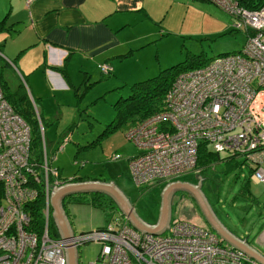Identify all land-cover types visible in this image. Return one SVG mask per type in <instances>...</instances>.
Masks as SVG:
<instances>
[{"label": "built area", "instance_id": "1", "mask_svg": "<svg viewBox=\"0 0 264 264\" xmlns=\"http://www.w3.org/2000/svg\"><path fill=\"white\" fill-rule=\"evenodd\" d=\"M30 1L24 0L26 5ZM211 1L228 12L232 27L243 29L246 39L237 51L179 71L165 92L164 106L131 125L127 136L138 153L130 158V172L137 184L199 171L203 142L221 153L245 154L253 161L254 176L264 182V4L251 8L239 0ZM100 67L110 70L107 63ZM29 141V125L0 85V264H64L61 235L49 228L48 184L61 182L59 171L50 166L43 147L35 160ZM40 190L43 222L36 231L30 228L28 205ZM168 228L141 232L116 211L107 226L72 236L75 246L101 242L87 264H260L207 225L177 219Z\"/></svg>", "mask_w": 264, "mask_h": 264}, {"label": "rangeland", "instance_id": "2", "mask_svg": "<svg viewBox=\"0 0 264 264\" xmlns=\"http://www.w3.org/2000/svg\"><path fill=\"white\" fill-rule=\"evenodd\" d=\"M232 24L228 12L211 0H176L166 24L162 23L169 33L157 39L153 35L142 36V41L148 42L129 54L125 75L133 69L146 68L151 74L141 78L145 79L178 62L201 65L220 53L237 51L243 45L246 33L243 29H234ZM0 72L10 89L20 82L12 64L1 55ZM98 75L101 77L98 81L92 78L80 83L79 93H84V97L73 95L80 109L74 111L75 115L65 112L58 122L55 113L57 100L52 101L56 109L46 113L49 100H44L41 106L38 99H32L36 113L44 117L38 123L43 150L50 166H62V179L70 180L78 175L113 180L122 187L142 217H158L161 189L168 181L137 184L130 172V158L138 153V148L127 136V131L138 116L137 112L127 114L115 129L101 136L98 142L77 150L78 143L95 138L131 105L132 80L125 84H122L123 80L115 79L104 82L110 74ZM71 97L70 93L68 98ZM36 117L39 122V116ZM251 165L253 161L248 158L228 173L218 169L213 174H203L191 169L174 178L195 183L201 177V188L217 217L241 236L250 232L258 222H264V182L254 176V171L250 175ZM247 179L250 197L237 194ZM65 198L64 208L74 232L105 227L109 223L111 216L91 201L90 193H73ZM177 219L206 225L195 200L188 192L180 190L173 194L171 200V221ZM100 246L101 242L94 239L79 244V263L93 261Z\"/></svg>", "mask_w": 264, "mask_h": 264}, {"label": "crops", "instance_id": "3", "mask_svg": "<svg viewBox=\"0 0 264 264\" xmlns=\"http://www.w3.org/2000/svg\"><path fill=\"white\" fill-rule=\"evenodd\" d=\"M175 1L31 0L26 5L24 0H0V55L12 64L31 100L38 99L41 106L44 100H49L46 113L56 109V104L52 101L57 100L55 113L58 122L65 112L75 115L74 111L80 109L73 97L75 94L79 98L84 97V93H79L80 83L92 78L99 80L101 77L98 73L107 74L102 71L101 64L107 63L110 66V73L107 74L110 77L104 82L115 79L123 80L122 84H125L151 74L144 68L133 69L125 75V64L130 59L127 57L148 42L142 41V36L153 35L157 39L169 33L162 23L166 24ZM0 75L6 81L1 72ZM70 93L72 97L68 98ZM38 114L44 119L42 114ZM86 142L87 140L78 143L77 150L83 148L80 144ZM61 167L57 165L61 180L59 184L90 179L112 181L126 196L122 187L113 180L78 175L70 180L62 179ZM128 200L133 205L129 198ZM207 200L212 207L208 198ZM113 201L116 204L114 199ZM134 209L137 211L135 207ZM213 211L215 212L214 209ZM139 216L148 223L157 220L156 215L149 218ZM50 217L58 230L52 216ZM68 221L70 222L69 218ZM206 225L209 226L207 222ZM226 228L264 254L263 221L241 236Z\"/></svg>", "mask_w": 264, "mask_h": 264}, {"label": "trees", "instance_id": "4", "mask_svg": "<svg viewBox=\"0 0 264 264\" xmlns=\"http://www.w3.org/2000/svg\"><path fill=\"white\" fill-rule=\"evenodd\" d=\"M239 2L247 7H257L264 4V0H239ZM196 65H189V63L178 62L171 65L165 69L160 70L156 75L152 77H147L145 79L134 81L131 85L132 92L129 95L131 99V105L127 110L118 115L112 123H108L95 138L87 140L86 143L80 144L81 147H86L93 145L98 142L100 137L104 134L115 129L125 118L127 114H132L137 112L138 116L134 118V123L144 118L145 116L151 114L154 111L161 109L164 106V95L168 87L170 86L175 75L186 68H190ZM103 71V70H102ZM110 71V70H109ZM105 73H110V72ZM104 72V71H103ZM0 85L2 92L8 103L11 105L12 109L18 113L23 120L29 125L30 129V141L29 147L32 152V157L38 160L42 154L41 137L39 134L37 115L35 107L29 98L25 85L20 81L16 87L10 89L7 82L0 75ZM37 114V115H36ZM40 123L41 117L39 116ZM133 123V124H134ZM246 160V156L240 155L235 152L231 153H221L212 149L205 142L201 143L198 147V159L196 166L199 168V172L203 174H213L214 170H221L224 173L237 168L242 165ZM252 167V166H250ZM252 173V168L250 169V175ZM244 197H250L248 188V179L241 185L239 193ZM91 201L98 206H101L106 215H111L117 210V205L114 203L113 199L104 193L96 192L91 194ZM43 190L38 192L37 197L32 204H29L30 214L32 215V223L30 225L31 229L39 231L42 226V215L41 207L43 206ZM51 217L49 216V228L52 234H56L55 227L51 222Z\"/></svg>", "mask_w": 264, "mask_h": 264}, {"label": "water", "instance_id": "5", "mask_svg": "<svg viewBox=\"0 0 264 264\" xmlns=\"http://www.w3.org/2000/svg\"><path fill=\"white\" fill-rule=\"evenodd\" d=\"M48 186L51 187L49 192L50 214L63 241L64 264H77L78 260V251L72 236L73 230H71L70 222L63 207V201L66 196L81 192L90 194L96 192L106 193L115 200L119 211L127 218V221L132 227L141 232L158 234L168 228L171 220V199L173 194L179 190L188 192L191 195L198 205L205 221L220 237L254 258L260 264H264V254L253 248L246 240L231 233L217 217L201 188V177L195 183L188 180L168 181L162 189L160 211L154 223L144 221L134 209V206L129 202L128 198L112 181L104 182L90 179L67 181L56 185L49 183Z\"/></svg>", "mask_w": 264, "mask_h": 264}, {"label": "flooded vegetation", "instance_id": "6", "mask_svg": "<svg viewBox=\"0 0 264 264\" xmlns=\"http://www.w3.org/2000/svg\"><path fill=\"white\" fill-rule=\"evenodd\" d=\"M65 202H66V198L64 199V202H63V205H65ZM50 207V206H49ZM50 214V213H49ZM51 216V215H50ZM56 226V225H55ZM57 228V227H56ZM58 229V228H57ZM56 230V229H55ZM56 232L59 234L58 230H56ZM77 264H80L79 263V259L77 260Z\"/></svg>", "mask_w": 264, "mask_h": 264}, {"label": "clouds", "instance_id": "7", "mask_svg": "<svg viewBox=\"0 0 264 264\" xmlns=\"http://www.w3.org/2000/svg\"><path fill=\"white\" fill-rule=\"evenodd\" d=\"M117 211H119V210H117ZM120 212V211H119ZM121 213V212H120ZM123 215V214H122ZM111 216V215H110ZM77 247V246H76Z\"/></svg>", "mask_w": 264, "mask_h": 264}]
</instances>
